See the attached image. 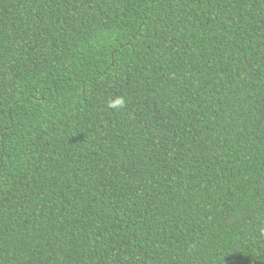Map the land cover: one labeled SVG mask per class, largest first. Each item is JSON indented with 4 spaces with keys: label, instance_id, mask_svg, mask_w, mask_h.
Wrapping results in <instances>:
<instances>
[{
    "label": "trees",
    "instance_id": "16d2710c",
    "mask_svg": "<svg viewBox=\"0 0 264 264\" xmlns=\"http://www.w3.org/2000/svg\"><path fill=\"white\" fill-rule=\"evenodd\" d=\"M0 264H264V0H0Z\"/></svg>",
    "mask_w": 264,
    "mask_h": 264
},
{
    "label": "clouds",
    "instance_id": "9594fccd",
    "mask_svg": "<svg viewBox=\"0 0 264 264\" xmlns=\"http://www.w3.org/2000/svg\"><path fill=\"white\" fill-rule=\"evenodd\" d=\"M125 105V100L123 97H116L109 101V107L111 108H122Z\"/></svg>",
    "mask_w": 264,
    "mask_h": 264
}]
</instances>
